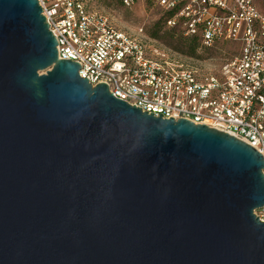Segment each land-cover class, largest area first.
Masks as SVG:
<instances>
[{
  "label": "water",
  "instance_id": "water-1",
  "mask_svg": "<svg viewBox=\"0 0 264 264\" xmlns=\"http://www.w3.org/2000/svg\"><path fill=\"white\" fill-rule=\"evenodd\" d=\"M48 24L0 0V264H264V155L93 87Z\"/></svg>",
  "mask_w": 264,
  "mask_h": 264
},
{
  "label": "built area",
  "instance_id": "built-area-1",
  "mask_svg": "<svg viewBox=\"0 0 264 264\" xmlns=\"http://www.w3.org/2000/svg\"><path fill=\"white\" fill-rule=\"evenodd\" d=\"M38 1L59 58L79 63L93 87L105 84L157 119L206 125L264 155V0H122L170 14L167 26L204 51L220 47L219 70L160 46L144 30L119 29L95 0ZM256 215L264 223V208Z\"/></svg>",
  "mask_w": 264,
  "mask_h": 264
},
{
  "label": "rangeland",
  "instance_id": "rangeland-1",
  "mask_svg": "<svg viewBox=\"0 0 264 264\" xmlns=\"http://www.w3.org/2000/svg\"><path fill=\"white\" fill-rule=\"evenodd\" d=\"M95 5L109 16L119 29L132 34L144 30L145 34L160 46L185 55L186 49L182 43L185 38L184 35L180 30L166 26L163 14L158 7L147 3H138L132 8H126L120 0H95ZM156 32L158 36L154 38L153 35ZM218 48L211 52H206L200 48L195 57L185 56L195 61L204 62L206 63L205 66L210 65L207 67L219 70L225 59V53L220 47ZM234 48L230 46L229 53ZM207 56L209 58L206 60Z\"/></svg>",
  "mask_w": 264,
  "mask_h": 264
},
{
  "label": "trees",
  "instance_id": "trees-1",
  "mask_svg": "<svg viewBox=\"0 0 264 264\" xmlns=\"http://www.w3.org/2000/svg\"><path fill=\"white\" fill-rule=\"evenodd\" d=\"M121 3H122V0H120ZM147 4H150V3H147ZM123 5V4H122ZM163 17H164V22L167 26V21L169 18H171V15L170 14H163ZM158 36V33L156 32L153 37L156 38ZM182 43L186 49V51L184 52L185 55L187 56H190V57H195V55L197 54L198 50L201 48V44L198 42L197 39H187V38H184L182 40ZM206 52H211L210 50H207ZM209 57L207 56V58H205L206 60L208 59Z\"/></svg>",
  "mask_w": 264,
  "mask_h": 264
}]
</instances>
